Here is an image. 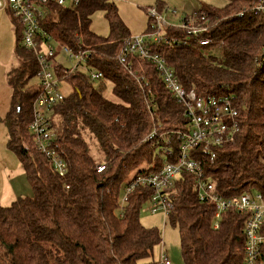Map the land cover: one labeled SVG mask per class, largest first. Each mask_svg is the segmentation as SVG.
Returning a JSON list of instances; mask_svg holds the SVG:
<instances>
[{
	"label": "trees",
	"instance_id": "16d2710c",
	"mask_svg": "<svg viewBox=\"0 0 264 264\" xmlns=\"http://www.w3.org/2000/svg\"><path fill=\"white\" fill-rule=\"evenodd\" d=\"M252 1L229 0L223 8L200 9L213 24V45H153L185 88H195L201 96L234 95L240 124L235 138L217 149L214 160L202 146L192 153L225 196L264 193V16L252 11L238 15ZM98 9L105 11L108 36L90 29ZM47 12L44 29L75 50L93 49L91 64L105 78L93 81L81 71L65 80L71 89L52 117L53 125L57 118L60 124L53 147L67 164L61 177L28 129L35 91L27 86L39 66L34 53L17 44L20 64L8 73L12 100L5 124L8 146L17 154L33 195L0 205V264H145L143 259L162 242L158 227L140 221V209L152 190L138 187L123 211L120 197L136 175L173 160L158 148L166 144L169 132L187 130L185 108L167 90L154 64L131 55L137 73L151 80L156 107L148 108L147 86L137 83L116 57L130 31L113 0H80L75 7L51 3ZM13 20L22 40V27ZM166 30L185 38L179 28ZM215 47L220 52L209 53ZM109 85L115 98L105 95ZM154 130L157 134L147 139ZM170 144L177 152L176 135ZM100 163L106 165L102 171L97 169ZM171 197L174 208L168 219L179 229L184 264H245L247 213L228 210L215 228V205L199 200L188 172L175 181Z\"/></svg>",
	"mask_w": 264,
	"mask_h": 264
},
{
	"label": "built area",
	"instance_id": "2783aa9c",
	"mask_svg": "<svg viewBox=\"0 0 264 264\" xmlns=\"http://www.w3.org/2000/svg\"><path fill=\"white\" fill-rule=\"evenodd\" d=\"M80 0H0V10L9 9L13 18L22 27V47L32 51L35 55L39 69L36 77L40 79L39 89L35 91L33 101V118L28 129L34 136L38 149L50 160L53 169L64 177L67 173V164L53 147L52 138L57 126L53 125L52 117L54 107L65 97L66 92L61 89L62 83L71 73L84 72L93 81L105 78L103 71L91 64L93 49L82 48L75 50L65 45L64 50L74 61L70 68L58 66V73L53 69V62L57 52L51 40L54 38L43 27V20L48 14L47 9L51 3L58 5H78ZM252 12L264 16V0L252 1ZM247 11V10H245ZM239 15H243L244 12ZM150 16L156 24L147 34L140 36H127L121 42V48L116 57L125 65L137 83L147 86L150 101L148 108L156 107L152 100L153 91L151 80L146 74H139L129 61L131 55L154 64L162 82L177 100L183 104L188 118L187 130L169 132L165 145L158 148V153L173 160L166 161L157 170L136 175L125 187L120 197L121 211L129 199V195L138 187L151 189V196L147 201L151 203L153 213L162 212L168 216L174 208L171 197L175 181L182 172L193 175V188L200 201L211 202L215 205L216 222L219 226L221 215L228 210L247 213L244 231L246 233L245 264H264L262 248L264 247V193L245 192L240 195L225 196L218 191L216 183L205 172L200 160L193 157L196 147L202 146L210 155L211 160L217 156V149L233 140L240 129L239 110L234 105V95H208L201 96L195 88L187 89L179 81L174 69L166 57L154 51V44H192L196 46L213 45L215 40L209 35L212 22L208 13L195 11L186 15L178 27L183 31L185 38L170 36L167 32L166 21L161 11L156 7L148 8ZM223 43H219L220 45ZM60 70V71H59ZM154 130L147 139L156 135ZM176 135L180 141L177 152L170 144V138ZM105 164L97 165L98 171L105 168ZM68 187V186H67ZM123 215V214H122ZM157 264H171L165 250L162 251Z\"/></svg>",
	"mask_w": 264,
	"mask_h": 264
},
{
	"label": "rangeland",
	"instance_id": "374dc122",
	"mask_svg": "<svg viewBox=\"0 0 264 264\" xmlns=\"http://www.w3.org/2000/svg\"><path fill=\"white\" fill-rule=\"evenodd\" d=\"M117 6L119 16L129 28L130 36H140L147 34L155 26L148 8L156 7L160 9L162 18L166 21L167 27H178L186 15L200 10L204 6L223 8L229 0H113ZM253 3V2H252ZM238 12L245 10L253 11L251 6L245 5ZM240 17H244L246 12ZM256 14V13H253ZM13 15L9 9L0 10V205L9 206L19 197H28L33 195V189L28 182L25 170L22 167L17 154L8 146V130L5 124V117L11 107L12 87L8 82V73L20 64V58L16 51L17 44L22 46V40L18 30L15 29ZM90 29L101 36H108L110 33L109 23L103 9L96 10L91 15ZM55 51V61L53 69L58 73V66L70 68L74 61L70 59L69 54L64 50L65 44L60 40L53 38L51 41ZM219 48V47H218ZM220 51L211 48L209 53L218 54ZM39 77H33L29 81L27 89L36 91L39 89ZM61 89L68 92L71 85L63 82ZM112 85L105 91V95L115 98ZM57 118V117H56ZM56 120V126L59 127V120ZM91 148L94 153L97 152V146L92 143ZM104 164V163H103ZM140 221L143 225L156 226L162 234V242L154 248L153 255L143 259L145 264H156L160 259L163 250H166L171 260V264H184L179 229L170 224L168 216L162 212L153 213L151 203L146 201L140 209Z\"/></svg>",
	"mask_w": 264,
	"mask_h": 264
},
{
	"label": "crops",
	"instance_id": "0c3cea01",
	"mask_svg": "<svg viewBox=\"0 0 264 264\" xmlns=\"http://www.w3.org/2000/svg\"><path fill=\"white\" fill-rule=\"evenodd\" d=\"M197 11H200V10H197Z\"/></svg>",
	"mask_w": 264,
	"mask_h": 264
}]
</instances>
